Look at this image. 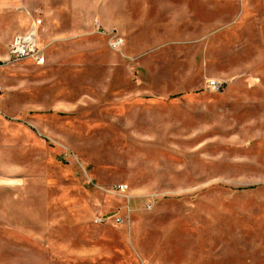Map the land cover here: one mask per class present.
<instances>
[{
    "label": "rangeland",
    "instance_id": "rangeland-1",
    "mask_svg": "<svg viewBox=\"0 0 264 264\" xmlns=\"http://www.w3.org/2000/svg\"><path fill=\"white\" fill-rule=\"evenodd\" d=\"M13 2L0 264H264V0Z\"/></svg>",
    "mask_w": 264,
    "mask_h": 264
},
{
    "label": "built area",
    "instance_id": "built-area-1",
    "mask_svg": "<svg viewBox=\"0 0 264 264\" xmlns=\"http://www.w3.org/2000/svg\"><path fill=\"white\" fill-rule=\"evenodd\" d=\"M43 20L34 18L27 32L17 34L11 44L8 46V59L6 64H20L26 61H33L39 65L45 61L43 50L39 46V38L41 35ZM118 44L117 46H119ZM209 88L212 90H221L223 84L218 81H211ZM119 192L125 193L127 186L121 185L116 188ZM113 219L117 225L123 224V218L120 216L102 217L97 219L98 224L108 223Z\"/></svg>",
    "mask_w": 264,
    "mask_h": 264
},
{
    "label": "crops",
    "instance_id": "crops-1",
    "mask_svg": "<svg viewBox=\"0 0 264 264\" xmlns=\"http://www.w3.org/2000/svg\"><path fill=\"white\" fill-rule=\"evenodd\" d=\"M0 8V66L8 58V46L13 41L17 34L25 33L28 31L30 25L26 20H23L22 16H19L24 12H15L16 15H11L14 5L13 0H6L1 3ZM21 24V26H15V24ZM17 28H15V27Z\"/></svg>",
    "mask_w": 264,
    "mask_h": 264
}]
</instances>
